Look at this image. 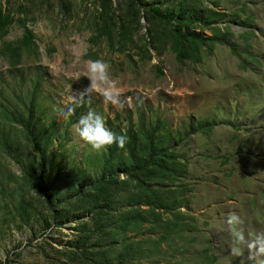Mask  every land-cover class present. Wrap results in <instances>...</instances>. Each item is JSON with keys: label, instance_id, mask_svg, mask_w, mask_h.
I'll return each mask as SVG.
<instances>
[{"label": "rangeland", "instance_id": "374dc122", "mask_svg": "<svg viewBox=\"0 0 264 264\" xmlns=\"http://www.w3.org/2000/svg\"><path fill=\"white\" fill-rule=\"evenodd\" d=\"M185 1L211 23H188L206 42L181 59L175 23L148 11L180 0H0V264H251L226 221L264 231V0ZM95 59L122 103L93 93L66 117ZM89 110L123 148L80 139ZM153 129L149 172L127 173Z\"/></svg>", "mask_w": 264, "mask_h": 264}, {"label": "clouds", "instance_id": "9594fccd", "mask_svg": "<svg viewBox=\"0 0 264 264\" xmlns=\"http://www.w3.org/2000/svg\"><path fill=\"white\" fill-rule=\"evenodd\" d=\"M86 68L84 78L88 80V84L72 96L70 106L65 113L66 117L74 114L75 107L82 106L86 102L85 98L93 93L113 105L122 103L120 100L123 94L122 89L119 86V81L113 78L111 64L108 61L104 59L90 60L87 62ZM76 79L79 80V77ZM74 131L80 139L97 151L113 144L123 148L127 140L126 135H118L107 127L103 116L92 110L79 117ZM226 222L234 244L230 248V254L239 257L247 251V260L251 264H264V231L246 235L242 227L244 220L236 212H230Z\"/></svg>", "mask_w": 264, "mask_h": 264}, {"label": "trees", "instance_id": "16d2710c", "mask_svg": "<svg viewBox=\"0 0 264 264\" xmlns=\"http://www.w3.org/2000/svg\"><path fill=\"white\" fill-rule=\"evenodd\" d=\"M177 8H179V14H177V16L175 17L176 13L178 12ZM177 8L173 6H167L166 13H165L160 5L151 4V6H149L148 11L152 14L153 19L162 18L166 20L168 24L175 23L174 24L175 27H173V30L177 34L178 39H179V53H180L179 56L181 59H183L188 56L187 55V52H188L187 44L188 43L193 42L194 44H200V43L206 42V40L201 35H197L196 33L191 32L190 24L188 23L191 22V24H194L196 22H200V24L208 26L210 25L211 22L208 20H205V17H203L202 15L195 13V11L192 10V8L187 4L185 0H180L179 4L177 5ZM9 24H11L10 19L8 17H5L3 12L0 11V33H5V30L9 26ZM33 39H34L33 32L27 28L25 40L22 42V45L26 46L27 48H30L32 45H35V43H33L34 42ZM32 108H34V105L32 106ZM33 118H34V114L32 113L30 116L29 123L27 124V129L31 132L32 136H35L36 127H33L32 125ZM205 124H206L205 122H202L200 124V129L206 128V126H208ZM128 138H129V143H130V154L131 156H133V153L136 152V148H135L136 137L131 130L128 131ZM34 139L36 140V137H34ZM35 145L38 146L37 141H35ZM156 149L157 147H156V142H155L154 129L148 130V132L146 133V149H145V151L147 152V155H146L147 160L143 162L142 166L139 164V165H136L130 168L127 173L129 174H138L140 172L142 174L148 173L149 172L148 169L151 167V160L154 158L156 154ZM112 176H114L113 173H111L110 175V177L113 179ZM111 181L113 180L108 179L103 182L109 183ZM38 185L40 186V189L44 192V189H46V186L44 185L43 180H41L40 178L38 179Z\"/></svg>", "mask_w": 264, "mask_h": 264}]
</instances>
